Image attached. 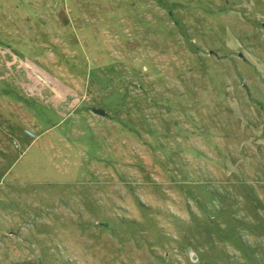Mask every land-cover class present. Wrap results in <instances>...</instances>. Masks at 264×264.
Returning <instances> with one entry per match:
<instances>
[{"label":"rangeland","instance_id":"1","mask_svg":"<svg viewBox=\"0 0 264 264\" xmlns=\"http://www.w3.org/2000/svg\"><path fill=\"white\" fill-rule=\"evenodd\" d=\"M0 37L77 92L7 80L0 264H264V0H0Z\"/></svg>","mask_w":264,"mask_h":264},{"label":"crops","instance_id":"2","mask_svg":"<svg viewBox=\"0 0 264 264\" xmlns=\"http://www.w3.org/2000/svg\"><path fill=\"white\" fill-rule=\"evenodd\" d=\"M10 47L11 46L9 42H7L6 40H3L0 37V142H7V135L11 131L10 128L12 126H14L13 128H15V126L17 125L15 124V121H12L13 119L9 117V115H7V110H9L11 106L10 103H12L11 100H13L9 98L11 94L10 92L7 91V82H8L7 80L8 78L11 77V74L14 71L22 72V73L25 72V75L23 76L24 77L26 76L27 79L29 80L28 87L25 86L28 89V91H20L18 96H20L21 93H25L32 98L35 97L39 99L40 97L38 96H42L43 98L45 97V100L48 101V103H52L54 101L56 103V105L53 104L54 109H56V113H58L59 116H61L63 120L65 119L64 121H67L69 118V115H68L69 110H74L77 105V98H76L77 92L76 91H73V90L72 91H60L58 87L53 86L52 82L50 83L49 81H47L48 80L47 76H44L43 74H40L38 72V69L34 64L23 61L17 55L14 56V52L12 51ZM18 60L21 61L20 65L17 63ZM33 78L36 79L38 83H42V82L44 83V86L40 87L41 91H34V85L30 82V80L31 81L34 80ZM45 89H47L48 91H44ZM45 93L47 94V96H45ZM49 97H52V98H49ZM16 104H20V103L16 102ZM61 113L62 115H60ZM62 119H60L55 124L50 125L47 128H45L43 132L51 133L53 128L61 124L60 121H63ZM64 133L65 132H62L63 135ZM58 134H60V132L56 134L57 138H58ZM26 138L28 137L26 136ZM36 142L37 141H35V139H31V141H29V144L35 145ZM0 150L2 151L0 152L2 156V157L0 156V213L2 214V216L6 217L7 215V195L13 194L14 197L12 201H14V198L17 196L20 199L21 195L11 193L12 192L11 187L13 185L17 186L23 183L21 181V175L19 173H16V171L13 169L14 163L10 165L9 167H7V159L10 158L12 152L10 153L7 149H0ZM23 153L24 151L19 156H17L16 159L20 158ZM50 158H51L50 161L53 163L54 162L53 157L50 156ZM33 183H30V184H33ZM6 227L3 230L5 231L4 233L2 229L0 230V235L4 234L5 236V238L3 239L0 237V244H3V243L7 244V241H6L7 240V232H6L7 228ZM1 239L4 241H2Z\"/></svg>","mask_w":264,"mask_h":264},{"label":"water","instance_id":"3","mask_svg":"<svg viewBox=\"0 0 264 264\" xmlns=\"http://www.w3.org/2000/svg\"><path fill=\"white\" fill-rule=\"evenodd\" d=\"M93 111L95 113H99V114H106L107 113V111L102 107H93Z\"/></svg>","mask_w":264,"mask_h":264},{"label":"built area","instance_id":"4","mask_svg":"<svg viewBox=\"0 0 264 264\" xmlns=\"http://www.w3.org/2000/svg\"><path fill=\"white\" fill-rule=\"evenodd\" d=\"M32 134H34V133H32Z\"/></svg>","mask_w":264,"mask_h":264}]
</instances>
